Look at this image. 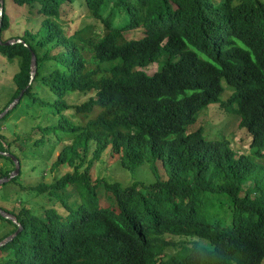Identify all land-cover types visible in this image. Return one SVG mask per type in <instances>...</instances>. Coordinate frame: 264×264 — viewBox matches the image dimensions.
Here are the masks:
<instances>
[{"label":"trees","instance_id":"16d2710c","mask_svg":"<svg viewBox=\"0 0 264 264\" xmlns=\"http://www.w3.org/2000/svg\"><path fill=\"white\" fill-rule=\"evenodd\" d=\"M13 1L42 20L12 39L23 43L0 44L18 64L16 91L0 113L24 91L0 127L17 113L31 122L19 146L0 134V152L22 166L3 187L19 185L30 160L57 151L52 170L73 171L21 185L57 204L40 215L6 211L21 232L0 248V264H264V0ZM7 2L1 38L11 24ZM76 5L96 30L70 33L66 16ZM140 28L141 39L126 38ZM154 63L162 69L148 75ZM73 94L94 96L72 105ZM210 105L240 118L249 154L237 156L224 137L205 139L202 128L190 132ZM106 155V167L112 160L132 175L130 186L96 176ZM0 160V179L9 177L14 161ZM141 167L151 177H138ZM70 189L78 199L70 201ZM101 189L112 205H100ZM18 229L0 215V242Z\"/></svg>","mask_w":264,"mask_h":264},{"label":"rangeland","instance_id":"374dc122","mask_svg":"<svg viewBox=\"0 0 264 264\" xmlns=\"http://www.w3.org/2000/svg\"><path fill=\"white\" fill-rule=\"evenodd\" d=\"M7 13L10 17L11 24L7 31L2 35V40L7 41L10 39H15L17 37H22L26 31L36 32L40 28L41 16L34 11L31 13L30 8L27 6H18L13 0H8L7 2ZM66 27L70 26V33H74L78 28H84L86 26L93 27L94 30L97 29V21L90 16L87 8L83 5H76L66 16ZM117 22L119 23L120 14L116 16ZM123 22L119 26H122ZM126 38L128 40H139L145 35V30L140 28L138 30H133L127 32ZM162 69V64L154 63L148 68L143 69L148 75H153ZM18 71V64H10L3 55L0 54V111L5 107V104L11 99L12 95L16 91V85L14 82V75ZM225 94L224 100H227L231 94V88L224 82ZM90 96L94 94L79 95L73 94L69 96V104L76 105L85 102ZM16 108V107H15ZM71 111H67L66 115H69ZM29 118L25 114L17 113L11 116L7 124H3L0 127V134L5 137V140L11 143L13 146H19V137L23 138L26 132H29L31 127V122L28 121ZM240 118L231 113H227L221 105H210L205 111H203L192 127L191 131H196L200 128L204 130V138L207 140H215L221 137L226 138L232 149L235 151L237 156L242 154H249V147L251 144V136L247 130L240 128ZM15 144V145H14ZM59 155V151L55 152L51 156H46L43 161L30 160V164H26L24 173L21 179L18 181L19 185L11 184L8 186H0V208L5 209V211H20L23 207L31 210L37 214H43L45 209L54 207L57 204L56 198H50L48 194H37L34 192H24L21 190V185L30 186L37 185L40 182L47 184L53 183L59 177L63 176L67 172L73 171L69 166H61L58 169L52 170L53 164ZM92 158V155H90ZM109 157L106 155L103 158V163L95 164L94 173L96 176L100 175L101 178H107L108 181L121 183L124 187H128L132 184V175L121 168L119 165H113L112 160L106 167ZM259 162H264V160H258ZM3 166V161L0 160V168ZM33 166L36 169H32ZM85 168V166H84ZM106 168V171L104 172ZM22 166H20V172L17 175H21ZM145 174V175H144ZM150 176L149 172L143 167L138 171V177ZM142 180V178H138ZM71 193L70 201L78 199V194L69 190ZM101 201L100 205L102 207H108L112 203L107 199L106 192L100 190ZM6 231V230H5ZM4 231V232H5ZM0 231V236L4 233ZM176 241H183L181 238H173Z\"/></svg>","mask_w":264,"mask_h":264},{"label":"water","instance_id":"95a60500","mask_svg":"<svg viewBox=\"0 0 264 264\" xmlns=\"http://www.w3.org/2000/svg\"><path fill=\"white\" fill-rule=\"evenodd\" d=\"M3 5H4V0H0V16L1 17L3 15V10H4ZM1 26H2V19H0V30H1ZM16 42L23 43L24 41L19 39L17 41L16 40H10V41L3 42L2 38H1V33H0V44L1 45L2 44L3 45H12V44H15ZM36 72H37V59H36L35 54H32V60H31V81L34 80V78L36 76ZM23 94H24V91H22L21 94L2 113H0V120L3 119L10 111H12L18 105V103L20 102ZM0 153H2L3 155L9 156L15 163V169H14L13 172L10 173L9 177H5V178L0 179V186H1V185L5 184V183L10 182L11 180H13L14 178L17 177V175L20 172V162L13 155H10L8 153H3V152H0ZM0 215L2 217H4L5 219H9V220L13 221L15 224H17L19 226V229H18V231L16 233L8 236L7 238H5L4 240H2L0 242V248H1V247L6 246L16 236H18V234L21 232V226H20V224L17 222L16 218L12 214L6 212L5 210H3L1 208H0Z\"/></svg>","mask_w":264,"mask_h":264}]
</instances>
